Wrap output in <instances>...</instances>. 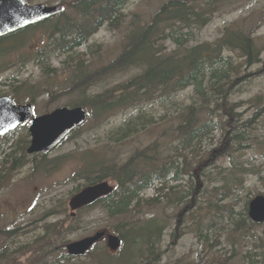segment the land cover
Segmentation results:
<instances>
[{
  "label": "rangeland",
  "instance_id": "374dc122",
  "mask_svg": "<svg viewBox=\"0 0 264 264\" xmlns=\"http://www.w3.org/2000/svg\"><path fill=\"white\" fill-rule=\"evenodd\" d=\"M30 1L32 5L56 6L61 4L67 13L70 10V4L74 2V0ZM168 1L127 0L118 27L105 25L92 36L87 45L84 44L68 54L60 52L47 53V51H51L50 42L47 41V34H49L47 31L54 26L57 19L53 20L54 22L48 24V26H38L30 29L26 34L13 40L17 42L26 35V42L9 54L6 59L0 60V66L3 63L9 66L7 69L0 70V95L11 92L12 84L17 81H27L29 85L47 88L49 93L54 90L58 92L66 91L73 79V72L77 70L76 66L69 70L70 65H75L77 62H73V60H77L79 56L84 55L83 59L87 61L86 65L88 67L90 65L93 68L94 63L96 69L110 65L119 57L124 38L129 30L133 29L131 27L133 23L140 21H142V25L148 23L160 7ZM193 1L198 5V8L206 2L210 4L206 7L208 10L215 8L211 21L197 32L198 43L215 42L223 36L226 27L240 24L245 32L252 31L254 33L258 48L261 50L262 63H258L248 70V72L254 73H258L260 70V75L251 77L252 79L248 81H239L237 87L231 91L232 93L229 96V102L231 105H236V112L240 114L239 119H249L259 113L258 118L255 117L256 124L252 132L253 141L247 143L248 148L238 153L235 157L237 159L234 161L248 171L241 173L240 180L242 183L240 185L231 181L227 186H224L226 182H221L223 180L222 174L228 172V169H232L233 163L231 160L224 158L215 161L219 166V170L209 166L204 167V173L213 175L215 183L211 181L205 182L206 184L203 183V186L204 184L206 186L205 198L198 205H192L191 209L185 212L180 223L181 231L179 233H175L173 230L179 224L177 215L186 207V203L180 207L173 203V199L176 195L180 196L187 189V179L179 182V185H176V183L170 184L178 189L172 194H167L166 191L162 192L159 203L152 207L146 204L142 213H144L146 220L156 219L161 221L162 224L166 223L167 227L169 226L162 235L163 239L160 245L161 250L165 251L161 253L158 264H247L246 255H250L253 262L259 259L262 249H260V244L264 242L263 226L254 228L250 232V229H248L250 222L246 223L248 230V233H246L242 228L238 230L235 221L239 217L237 212L245 210L247 201L258 194H264V0ZM71 15L75 16V13L69 11L68 18ZM166 45L169 49L173 48L170 43ZM90 48H92V51ZM42 51H45V55L44 58L40 59L38 54ZM225 53L226 57L231 56L227 52ZM232 59L236 62L234 63L236 67L245 62L244 58L241 57V53H233ZM137 74L138 70L135 68L115 73L93 82L89 85L88 90L78 89L73 90L71 93L55 94L52 101L49 94L38 96L33 104L36 107L35 115L36 117L41 116L74 102L84 101L88 104L90 102L88 98L101 95L108 90H115L126 84ZM193 96L194 93L189 89L180 91L174 98V103L177 106L190 105L194 100ZM26 102L27 100L23 103ZM175 107L170 103L156 102L148 105L147 111L156 120L168 116L173 118L177 115ZM86 108L90 111V108ZM172 118H169V121H173ZM204 118L208 120L213 118L217 124L219 118L221 120V126L218 125L212 135L204 140L201 146V151L206 153L222 145L223 131L221 128L223 125L226 126L229 121L226 113L222 110H215L214 113L207 111ZM124 119L125 115L123 113H117L110 118L101 119L103 122L108 121V123L99 126L95 120H100V118H95L93 122H88L75 137L67 140L48 155L46 160H43L41 156L28 157L25 166L9 173L8 178L0 185V230L19 228V235L12 239L9 237L10 235L6 236L0 233V264H135V257L131 256V241L128 236L125 239L126 245L114 258L106 256L103 250L106 249V245L102 243L98 246L99 249L95 254L75 259L69 257L70 259L65 258L60 263H56L60 256L67 253L64 249L67 242L80 240L105 228H109L114 233L126 229L123 223L128 221L130 216L110 219L99 209L82 213L77 222L73 224L76 225L77 230L71 234H66L57 241L52 240L51 247L42 246L45 241L30 245L37 237L44 235L43 228L46 223L67 221L64 211L69 216L68 202L71 195L77 189L87 185L88 180H90L84 174H81V172L87 173L86 164L82 159L85 149L91 148L93 152L97 141L104 144L103 141L110 138L111 132L118 129ZM162 131L163 125L161 124L160 132L156 134L159 135ZM27 134L28 126L20 130L13 139V148L18 156L22 155V149L27 145V141H30ZM157 135L143 134L140 140L135 139L130 142L129 146L120 147L119 152H114L113 155L118 154L119 159L125 160L137 148L153 144ZM7 148L8 143L0 140V153ZM98 148L103 150L101 146ZM63 156H68L64 162L53 163L57 158ZM1 161L0 158V164ZM179 161L183 164L185 158H179ZM37 166L50 168V170L51 168L54 169L50 172L35 171L34 169ZM113 184H115L114 181ZM155 188L156 184L144 193L143 202L156 196ZM52 207L57 210L58 215L49 218L45 214ZM142 218V215L136 217V219ZM69 223H66V226H69ZM199 233L203 235L202 237L207 236L208 240L201 241L200 236L198 237ZM261 238L263 241L260 240ZM27 245L31 247L23 250L25 254H22V251L16 254L20 246ZM55 248V252L46 254L47 251H54ZM4 253L7 255L3 256ZM2 256L4 258H1Z\"/></svg>",
  "mask_w": 264,
  "mask_h": 264
},
{
  "label": "trees",
  "instance_id": "16d2710c",
  "mask_svg": "<svg viewBox=\"0 0 264 264\" xmlns=\"http://www.w3.org/2000/svg\"><path fill=\"white\" fill-rule=\"evenodd\" d=\"M70 5L69 11L75 13V16L71 15L68 18L69 11L68 13L64 11L54 26L47 31L49 33L47 41L50 42L51 50L47 51L48 54L74 52L86 44L105 22L109 21L111 26L117 23L118 27L127 0H74ZM209 5L206 2L198 8L193 0H170L159 9L147 25L133 23L131 26L133 29H130L124 38L119 57L110 65L96 69L94 63L93 68L90 65L88 67L87 61L83 59L84 55L73 60L77 62L75 65L71 64L69 70L74 66L77 70L73 72L69 88L59 93H71L78 89L85 91L90 84L109 75L134 68L138 70L137 76L119 88L88 98L90 101L88 104L84 101L74 102L75 105L90 108L89 122H93L95 118L107 119L117 113L125 115L121 126L111 132L110 138L103 141L104 144L96 142L94 151L99 149V157L92 159V149L86 148L83 160L87 167L85 176L90 179V185L109 178L118 182L114 195L100 203L106 209L109 218L131 216L130 221L123 223L127 226V232H121L120 236L123 239H127L128 236L130 244L137 248L138 251L134 254L135 264H158L161 253L165 251L161 250L160 243L165 228L169 226L156 219L146 220L142 213L146 204L152 207L159 203V198L143 202L140 197L141 193L151 186L154 178L163 181L165 183L163 190H171L170 194L178 188L169 186L170 181L166 183L168 175L173 174L170 180L175 182L187 179V189L173 199V203L180 207L186 203V207L177 215L179 224L173 230L179 233L185 212L205 198V182L215 183L213 175L204 173V167L219 170L215 161L224 158L231 160L232 169L222 174L221 182H226L224 186L231 181L240 185L241 173L248 171L234 161L238 153L248 148L247 143L253 141L255 117L258 118L259 113L249 119H239L240 114L236 112V105L229 102V96L239 81H248L252 79L251 77L260 75V70L258 73L248 70L262 63L261 50L253 36L254 33L245 32L238 24L226 27L223 36L215 42L198 43L197 32L208 25L215 9L208 10L206 7ZM53 22H45L42 25L45 27ZM16 35L0 40V56L11 53L13 44L10 43ZM168 43L173 46L172 49L167 47ZM90 50L92 51V48ZM225 52L231 56L226 57ZM233 53H241L245 60L244 64L236 67L234 65L236 62L232 59ZM44 55L45 51L38 54L40 59L44 58ZM224 68L226 69L223 70ZM186 89L194 93L193 102L190 105L177 106L174 98L180 91ZM48 92L47 88L29 85L27 81H17L12 84L10 93L15 102L19 103L25 99L34 101L38 96L46 95ZM55 94L58 93H51V101ZM156 102L176 106L177 115L156 120L147 111L148 105ZM215 110L226 113L229 122L221 128L222 145L203 153L201 146L204 140L212 135L218 125L221 126L220 118L218 124L213 118L209 120L204 118L207 111L214 113ZM169 118L173 121H169ZM100 120H95L99 126L108 123L101 120L102 123ZM161 124L163 131L157 135ZM80 131L81 129L78 133ZM143 134L157 137L153 144L137 148L125 160L119 159L118 154L113 155L114 152H119L120 147L129 146L135 139L140 140ZM100 146L103 150L98 148ZM22 151L25 154V150ZM10 157L12 160H7L3 164V170H0V185L10 172L24 165L21 155L18 157L9 155L8 158ZM182 157L185 158L183 164L179 161ZM48 214L51 216L56 213L51 211ZM137 215H142L143 218L136 219ZM237 215L239 217L235 221L238 230L242 228L248 233L246 223L250 222L248 227L250 232L261 226L264 232V224H255L249 219L248 202L245 210L237 212ZM66 223H69V226H66ZM74 223L76 222L73 220H67L48 224L45 226L46 235L50 237L51 232L61 237L71 234L77 230ZM199 236L201 241L208 240L207 236L202 237L200 233ZM260 240L263 241L264 238ZM260 249L257 261L253 262L250 255H246L247 264H264V242L260 244Z\"/></svg>",
  "mask_w": 264,
  "mask_h": 264
},
{
  "label": "water",
  "instance_id": "95a60500",
  "mask_svg": "<svg viewBox=\"0 0 264 264\" xmlns=\"http://www.w3.org/2000/svg\"><path fill=\"white\" fill-rule=\"evenodd\" d=\"M61 12L59 6L45 5L28 6L24 0L0 1V38L28 26L45 21ZM84 108H61L54 112L34 118L32 106H16L8 98L0 99V136H4L21 124H28L32 120L30 133L32 143L29 154L49 153L68 134L80 127L87 120ZM113 192L107 183H101L84 189L70 201L72 211L96 203L104 196ZM74 215V214H73ZM250 218L256 223L264 222V197H258L250 204ZM106 236L105 232L73 242L68 245V253L72 256L85 255L97 242ZM108 246L112 252L121 247V240L114 235L108 236Z\"/></svg>",
  "mask_w": 264,
  "mask_h": 264
},
{
  "label": "bare ground",
  "instance_id": "6f19581e",
  "mask_svg": "<svg viewBox=\"0 0 264 264\" xmlns=\"http://www.w3.org/2000/svg\"><path fill=\"white\" fill-rule=\"evenodd\" d=\"M90 151V150H89Z\"/></svg>",
  "mask_w": 264,
  "mask_h": 264
}]
</instances>
